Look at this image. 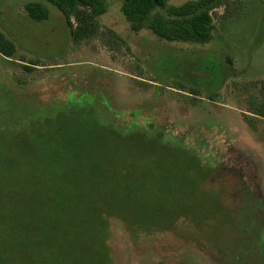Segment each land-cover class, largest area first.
<instances>
[{"label":"rangeland","instance_id":"374dc122","mask_svg":"<svg viewBox=\"0 0 264 264\" xmlns=\"http://www.w3.org/2000/svg\"><path fill=\"white\" fill-rule=\"evenodd\" d=\"M104 1L106 13L98 22L123 40L117 50L96 37L73 44L61 14L46 0H0V32L15 47L11 57L0 55V141L10 163L1 161L0 167L9 183L15 187L20 178L21 185L11 206H4L8 194L0 192V257L24 264L40 259L39 229L51 208L48 188L29 174L33 167L44 170L39 153L45 148L36 159H17L38 143L22 109L43 107V116L48 108L58 113L75 100L102 96L118 111L143 105L165 118L167 138L194 152L210 174L199 184L182 163L184 187L173 198H158L160 204L153 201L162 209L148 210L150 230L112 217L99 244L92 245L86 221L74 220L84 231V248L70 251L62 264H264V120L246 116V100L258 95L264 78V0H228L216 8L212 40L205 45L160 41L147 30L134 33L121 14V0ZM28 3L45 6L47 17L32 21L24 10ZM17 224L20 229L7 235Z\"/></svg>","mask_w":264,"mask_h":264},{"label":"trees","instance_id":"16d2710c","mask_svg":"<svg viewBox=\"0 0 264 264\" xmlns=\"http://www.w3.org/2000/svg\"><path fill=\"white\" fill-rule=\"evenodd\" d=\"M46 1L61 14L73 44L96 37L110 49L117 50L124 45L114 31L102 30L98 22V18L106 13L104 0ZM225 3L229 4V1L188 0L180 5H169L167 0H121L120 11L134 33L147 30L160 41L205 45L212 40L213 13ZM24 10L34 22L47 17V8L40 3L25 4ZM227 14L228 9L224 16ZM14 52L13 42L0 32V55L9 58ZM258 85V95L246 100V116L264 120V78ZM189 93L193 94V90ZM93 98L75 100L72 108L65 104L66 111L58 104L57 107H62L58 113L48 108L43 116L38 112L43 107L22 109L32 130L30 133L38 143H32L31 151L28 145L29 151H22L17 159H36L38 149L45 148L41 152L43 155L39 153L44 170L36 173V167H33L29 174H33L32 178L35 174L40 176L50 192L48 205L51 206L46 224L39 229L37 248L41 258L29 259L27 264H62L70 251H82L84 231L74 224V220L86 221L83 225H87L86 232L92 245L99 244L107 230L108 219L112 217L125 221L129 228L150 230L148 210L161 207L153 201L160 204L158 198L161 200L165 195L173 198L184 187L181 182L187 178L182 174V163L187 164L199 184L210 174L194 152L167 138L166 119L161 120L158 113L143 105L118 111L109 99L105 101L99 96L94 99L98 100L96 103L91 100ZM40 122H45V127H38ZM49 123L59 126L49 128ZM46 179L51 181L50 185ZM19 181L14 189L16 193L14 190L7 193L6 202L10 206L20 190ZM33 183L37 186L38 179ZM2 218L0 214V226ZM133 219L134 224L128 222ZM19 225L9 226L6 234L20 229ZM4 256L6 258L0 257V264L25 263L11 255Z\"/></svg>","mask_w":264,"mask_h":264},{"label":"flooded vegetation","instance_id":"af4514ba","mask_svg":"<svg viewBox=\"0 0 264 264\" xmlns=\"http://www.w3.org/2000/svg\"><path fill=\"white\" fill-rule=\"evenodd\" d=\"M1 99L2 98L0 97V102L2 103ZM12 100H14V99H12ZM3 146L4 145L0 141V165H1V161L4 164L8 165L9 161H8V157H7V155H8L7 149H5ZM5 168H6V166H5ZM18 181L19 180H17V179L15 180V182H16L15 187L16 188L18 187ZM7 183H9L8 173L6 170L4 171L3 167H0V192L4 191L7 194L9 190L13 191L15 189L14 184H11V182L9 184H7ZM10 184H11V187H9ZM0 201H2V198H0ZM4 201L6 202L7 200L5 199ZM6 205H7V202L4 206L6 207Z\"/></svg>","mask_w":264,"mask_h":264}]
</instances>
